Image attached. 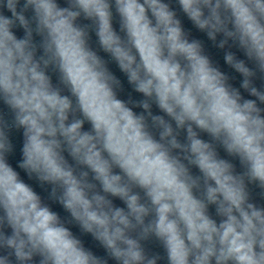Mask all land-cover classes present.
Listing matches in <instances>:
<instances>
[{"label":"clouds","instance_id":"clouds-1","mask_svg":"<svg viewBox=\"0 0 264 264\" xmlns=\"http://www.w3.org/2000/svg\"><path fill=\"white\" fill-rule=\"evenodd\" d=\"M0 264H264V0H0Z\"/></svg>","mask_w":264,"mask_h":264}]
</instances>
